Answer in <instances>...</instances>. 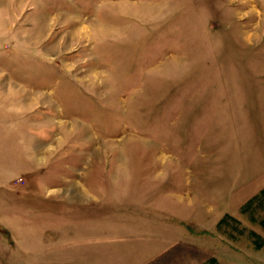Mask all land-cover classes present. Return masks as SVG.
I'll list each match as a JSON object with an SVG mask.
<instances>
[{
    "label": "rangeland",
    "instance_id": "374dc122",
    "mask_svg": "<svg viewBox=\"0 0 264 264\" xmlns=\"http://www.w3.org/2000/svg\"><path fill=\"white\" fill-rule=\"evenodd\" d=\"M264 0H0V264H264Z\"/></svg>",
    "mask_w": 264,
    "mask_h": 264
},
{
    "label": "trees",
    "instance_id": "16d2710c",
    "mask_svg": "<svg viewBox=\"0 0 264 264\" xmlns=\"http://www.w3.org/2000/svg\"><path fill=\"white\" fill-rule=\"evenodd\" d=\"M264 191V190H263Z\"/></svg>",
    "mask_w": 264,
    "mask_h": 264
}]
</instances>
